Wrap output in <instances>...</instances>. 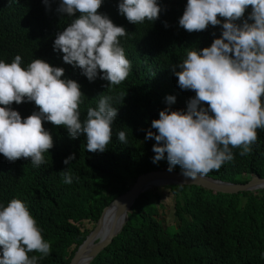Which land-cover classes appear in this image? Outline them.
Listing matches in <instances>:
<instances>
[{
    "label": "trees",
    "instance_id": "trees-1",
    "mask_svg": "<svg viewBox=\"0 0 264 264\" xmlns=\"http://www.w3.org/2000/svg\"><path fill=\"white\" fill-rule=\"evenodd\" d=\"M157 2L161 8L157 20L132 24L120 14V0H103L98 11L127 30L119 39L131 62L128 77L119 85H110L100 75L89 81L79 67L65 63L63 53L54 50L57 34L74 19L58 11L60 0L49 4L0 0V61L11 63L20 55L24 68L36 58L62 67L66 79L77 81L85 94L79 106L85 119L87 110L97 108L102 97H111L110 104L118 109L105 152H88L84 135L68 165L54 156L44 167L32 168L0 154V209L13 198L28 204L43 238L51 245L46 257L29 253L37 256V264H68L103 207L127 191L138 174L162 167L161 161L154 162L155 139H145L149 130L157 131L152 120L164 109L186 111L189 99L195 96L194 91L178 86L173 66L183 62L189 51L209 47L220 37L223 18L221 25L190 33L179 25L181 14L171 0ZM250 12L249 7L243 19ZM169 95L176 98L171 105L166 99ZM11 107L22 118L39 111L34 101L13 102ZM121 131L126 134V144L118 139ZM257 132L251 154L241 156L240 149H233L234 159L207 176L232 182L246 181L251 175L264 177V129ZM164 159L167 161L166 155ZM65 173L72 176L71 184L64 183ZM160 189L171 195L173 220L164 223L156 216L163 214L157 200L159 190L141 192L123 230L89 264H264V189L232 193L197 185Z\"/></svg>",
    "mask_w": 264,
    "mask_h": 264
},
{
    "label": "clouds",
    "instance_id": "clouds-1",
    "mask_svg": "<svg viewBox=\"0 0 264 264\" xmlns=\"http://www.w3.org/2000/svg\"><path fill=\"white\" fill-rule=\"evenodd\" d=\"M43 2L49 4L50 0ZM102 3L60 0L58 11L74 19L57 34L54 50L63 53L65 63L79 67L89 81L100 75L110 85H119L131 69L119 39L127 30L98 11ZM171 3L181 14L179 25L190 33L221 25L223 18L220 37L209 47L189 51L183 62L173 66L178 86L195 92L187 110H161L151 124L156 133L149 130L145 137L156 141L154 162L166 155L168 167L161 168L171 172L179 165L184 177L195 179L232 161L233 149H240L241 156L251 154L258 141L257 130L264 129V0ZM249 7L251 12L243 19ZM118 10L132 24L154 22L161 12L157 0H120ZM21 65L20 55L11 63L0 61V154L32 168L44 167L54 156L68 165L84 135L88 152H105L118 115L109 102L112 98L102 97L97 108L87 110L85 119L79 107L85 94L77 81L66 79L62 67L39 58L27 68ZM166 99L171 105L176 98L169 95ZM25 100L34 101L39 111L22 118L11 105ZM118 139L126 144L125 132H119ZM64 183H72L69 173L64 174ZM27 206L13 198L0 209V264H37V256L29 253H40L43 258L51 252Z\"/></svg>",
    "mask_w": 264,
    "mask_h": 264
},
{
    "label": "water",
    "instance_id": "water-1",
    "mask_svg": "<svg viewBox=\"0 0 264 264\" xmlns=\"http://www.w3.org/2000/svg\"><path fill=\"white\" fill-rule=\"evenodd\" d=\"M164 185H197L220 192L255 191L264 189V177L251 175L246 181H227L203 175L195 179L182 175V169L161 168L148 170L137 175L129 190L119 195L104 208L97 224L86 232L68 264H88L123 230L129 220V212L141 192ZM110 217L109 219L107 218Z\"/></svg>",
    "mask_w": 264,
    "mask_h": 264
},
{
    "label": "rangeland",
    "instance_id": "rangeland-1",
    "mask_svg": "<svg viewBox=\"0 0 264 264\" xmlns=\"http://www.w3.org/2000/svg\"><path fill=\"white\" fill-rule=\"evenodd\" d=\"M161 163L163 167L165 168L168 167V162L165 159H162ZM160 187L153 188L154 190H159L157 192L160 194V196L157 198V200L161 201L162 207L161 206L160 207L163 212L162 216L160 214H156V216L161 218L164 223L171 222L173 220L171 217L172 198L171 195L165 191V189H160ZM85 225L88 226L89 222L85 221Z\"/></svg>",
    "mask_w": 264,
    "mask_h": 264
}]
</instances>
